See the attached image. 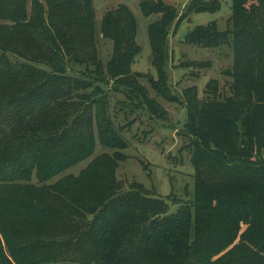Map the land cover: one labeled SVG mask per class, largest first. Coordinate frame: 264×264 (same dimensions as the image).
Here are the masks:
<instances>
[{"label":"trees","instance_id":"16d2710c","mask_svg":"<svg viewBox=\"0 0 264 264\" xmlns=\"http://www.w3.org/2000/svg\"><path fill=\"white\" fill-rule=\"evenodd\" d=\"M149 6L157 7L141 4L145 15ZM221 7L193 0L188 12ZM162 8L149 32L159 63L176 19L173 7ZM96 14L94 0H0V231L8 251L0 240V264H264V0H232L225 31L213 22L190 33L191 44L231 47L234 64L225 72L229 94L217 81L206 100L196 86L184 90L194 197L176 213L142 184L124 191L116 170L127 143L102 113L95 131L94 109L107 103L88 90L100 92L99 83L116 81L154 118L167 116L129 77L138 52L132 12L121 6L102 21L114 43L107 68L98 61ZM97 131L114 153L48 185L94 154Z\"/></svg>","mask_w":264,"mask_h":264},{"label":"rangeland","instance_id":"374dc122","mask_svg":"<svg viewBox=\"0 0 264 264\" xmlns=\"http://www.w3.org/2000/svg\"><path fill=\"white\" fill-rule=\"evenodd\" d=\"M193 0H94L96 9V42L98 61L103 67L111 62L114 55L113 40L101 34V24L108 12H116L125 6L132 12L136 21L135 38L138 52L133 63L127 68L129 77H134L140 87L147 90L150 98L162 107L167 116L154 118L144 103L126 87L118 86L116 81L99 83L101 91L95 87L88 90L97 99H104L107 105L95 107L94 126L97 129V114L102 113L107 125L113 127V134H120L127 143L121 153L125 159L120 161L116 170L117 181L124 191H129L133 183L142 186L153 197L167 201L171 212L176 213L194 195L195 169L189 139L185 135L188 110L185 108L184 90L196 86L200 100L210 97L208 85L217 81L220 91L230 93L231 79L225 72L234 64V52L229 46L205 48L190 43V33L199 26L217 23L219 31H225L232 16V0L220 1L221 10L216 13H189ZM143 2L156 4L151 14L145 15L141 9ZM173 7L176 19L167 34V52L163 62L156 60L150 40V27L156 25L166 15L162 7ZM206 63L210 65L205 66ZM203 65V66H202ZM84 91H80L82 93ZM105 105V103H104ZM111 131V133H112ZM96 150L87 160L71 167L56 176L48 185L54 184L69 175L79 176L98 156L114 153L100 142L96 133ZM36 182V179H34ZM0 240L6 250V241L0 231ZM8 253V251L6 250ZM14 263L12 257L7 254Z\"/></svg>","mask_w":264,"mask_h":264}]
</instances>
